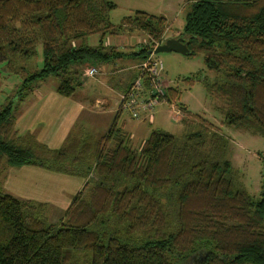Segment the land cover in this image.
<instances>
[{
  "label": "trees",
  "instance_id": "16d2710c",
  "mask_svg": "<svg viewBox=\"0 0 264 264\" xmlns=\"http://www.w3.org/2000/svg\"><path fill=\"white\" fill-rule=\"evenodd\" d=\"M188 2L181 36L187 55L203 52L215 73L206 89L221 101L223 123L264 136V0ZM115 6L0 0V64L35 57L42 45V65L28 72L18 99L48 76L58 80V94L71 97L83 66L128 55L143 60L149 44L123 54L102 40L96 47L77 43L121 27L161 39L164 16L136 10L115 25L109 18ZM178 93L167 86L165 98ZM177 106L181 137L154 129L134 148L117 111L99 138L68 135L50 149L29 132L17 134L13 102L2 105L0 171L34 165L86 181L56 222L46 218L44 203L0 186V264H195L198 256V264H264V174L260 195H250L234 177L218 127Z\"/></svg>",
  "mask_w": 264,
  "mask_h": 264
},
{
  "label": "rangeland",
  "instance_id": "374dc122",
  "mask_svg": "<svg viewBox=\"0 0 264 264\" xmlns=\"http://www.w3.org/2000/svg\"><path fill=\"white\" fill-rule=\"evenodd\" d=\"M111 1L116 6L109 12V18L115 25H118L124 16L133 14L136 10H143L166 18V29L163 32L165 38L182 35L185 14L189 9L188 0ZM148 38L149 36L144 31L121 27L115 34L106 33L102 36L99 33H93L77 41V43L82 42L88 46L96 47L102 40L104 46L110 45V48H114L123 54H129L137 52L141 45H144L143 42L148 41ZM36 49L37 55L35 57L29 59L17 58L15 63L10 65V68L5 63L0 64V107L9 101L13 102L14 128L19 135L25 134L31 127H37L33 124L35 119L40 120L39 127L46 125L45 120L40 118L43 117L39 111L42 107V101H39L32 90L26 92L21 100L18 99V89L21 88L28 72H32L42 65V45L38 44ZM154 56L163 64L162 80L166 81L168 86L176 88L179 93L174 100L157 104L154 113L151 115L153 118L150 116L144 120H135L131 118L127 111L122 110L119 112V117L116 120L117 125L123 130L134 131V136L131 138L132 146L138 148L154 129H162L181 137L185 129L179 120L180 113L176 114L175 110L178 109V104H183L192 113L202 116L218 127L219 134L224 137L226 142V157L231 161L236 181L250 195L258 197L261 192L262 175L264 174V136L234 129L223 123V115L218 110L221 101L209 94L206 89V83L213 82L216 76L215 73L205 67L204 53L198 51L193 55H187L170 51L155 53ZM139 61V59L129 55L112 61L111 68L114 71H120L114 75L99 73L95 77H90L86 74L88 66L80 68L79 80L81 85L77 87L74 97L78 100L89 98L95 100L96 97L105 95L109 96L111 104L103 112L100 111L93 115L84 113L83 119L77 123L79 127H86L88 132L93 134L104 130L106 126L104 122L112 120L117 105L119 106L120 92L125 91V81L130 77V74L135 72L133 67ZM91 66L97 69V66ZM57 85L58 80L54 76H48L32 84L33 88L39 86L43 91H55ZM44 95L46 94L44 93ZM74 97L60 96L63 102H69V100L75 99ZM89 137L93 138L92 136ZM1 174L2 169L0 180ZM61 216L62 214L57 216L46 214V218L50 222L58 221ZM79 256V262H83L81 254ZM199 260H201V256H198L196 261L194 257L193 261L198 264Z\"/></svg>",
  "mask_w": 264,
  "mask_h": 264
},
{
  "label": "crops",
  "instance_id": "0c3cea01",
  "mask_svg": "<svg viewBox=\"0 0 264 264\" xmlns=\"http://www.w3.org/2000/svg\"><path fill=\"white\" fill-rule=\"evenodd\" d=\"M139 62L133 67L135 68V72L130 74V77L125 81L124 90L127 89L136 76ZM97 70L98 74L102 73V75H114L120 72L118 70L114 71L111 68V63L98 64ZM32 92L39 101H42V107L39 111L43 117L40 118L45 120L46 125L39 127L40 120L35 119L33 124L37 125V127H31L26 133L29 132L36 141L46 145L50 149H57L62 146L68 135L76 136L77 134L80 138L87 136H92V139L99 138L107 132L118 111L117 105L112 120L110 122H104L106 124L104 130L100 133L93 134L88 132L86 127H79L77 123L83 119L84 113L93 115L94 113L105 111L104 109L111 104L109 96L101 95V97H96L95 100H91L90 98L78 100L73 96L75 99L69 100V102H63L60 98L62 95L58 94L56 90L43 91L39 86H36ZM125 131L129 133L130 139L134 136V131ZM85 181L86 179L83 177L52 172L34 165H22L20 167H7L3 170L0 186L5 192L19 199H30L44 203L46 205V214L57 216L59 214L63 215L74 195L84 186Z\"/></svg>",
  "mask_w": 264,
  "mask_h": 264
},
{
  "label": "built area",
  "instance_id": "2783aa9c",
  "mask_svg": "<svg viewBox=\"0 0 264 264\" xmlns=\"http://www.w3.org/2000/svg\"><path fill=\"white\" fill-rule=\"evenodd\" d=\"M163 33L160 40L148 38L144 45L149 44L151 48L146 57L137 65V74L127 89L120 94L118 111H127L135 120L149 118L157 104L166 102L165 94L168 86L162 80V62L154 56V48L165 39ZM151 39V40H150ZM86 74L95 77L98 70L94 66L88 67ZM174 109V108H173ZM178 113V110H175ZM152 117V116H151Z\"/></svg>",
  "mask_w": 264,
  "mask_h": 264
},
{
  "label": "water",
  "instance_id": "95a60500",
  "mask_svg": "<svg viewBox=\"0 0 264 264\" xmlns=\"http://www.w3.org/2000/svg\"><path fill=\"white\" fill-rule=\"evenodd\" d=\"M178 52L181 54H187L189 53V49L186 45V43L183 41V37H171V38H165L161 43H159L154 48V53L159 52Z\"/></svg>",
  "mask_w": 264,
  "mask_h": 264
}]
</instances>
